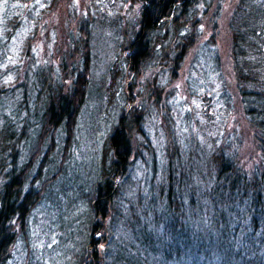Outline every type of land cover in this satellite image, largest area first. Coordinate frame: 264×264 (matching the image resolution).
<instances>
[{
    "label": "trees",
    "instance_id": "1",
    "mask_svg": "<svg viewBox=\"0 0 264 264\" xmlns=\"http://www.w3.org/2000/svg\"><path fill=\"white\" fill-rule=\"evenodd\" d=\"M55 2H0V264H36L31 230L39 214L48 220L59 213L61 222L72 216L73 205L83 206L86 217L78 230V264H264V0H240L230 27L239 100L262 154L246 172L237 160L250 134L237 140L241 133L225 123L229 89L213 38L194 51L185 76L188 102L178 100L175 116L168 109L175 118L163 126H170L173 140L156 127L162 148L155 149L143 127L157 109L130 107L136 103L130 98L134 81L165 56L180 74L195 40L189 29L181 30L198 13L207 14L211 0H139L133 22L114 14L101 19L100 12L96 20L80 22L73 7L78 0H67L72 10L60 42L59 29L55 36L40 26ZM108 29V55L101 61L95 43ZM169 39L174 44L165 49L160 42ZM110 58L119 60L116 75L107 74ZM101 68L105 74L95 94L99 104L111 107L99 128L105 144L101 159L81 176L88 187L78 182L72 189L89 201L67 202L50 193L66 176L81 113L95 96L93 71ZM154 83L148 97L158 103L163 87ZM139 150L142 156L134 155Z\"/></svg>",
    "mask_w": 264,
    "mask_h": 264
},
{
    "label": "rangeland",
    "instance_id": "2",
    "mask_svg": "<svg viewBox=\"0 0 264 264\" xmlns=\"http://www.w3.org/2000/svg\"><path fill=\"white\" fill-rule=\"evenodd\" d=\"M119 1L120 0H103V3L98 6L97 1L94 2L93 0H78V3H76L73 7L75 8L74 12H77V18L81 19L80 22L84 20V18L88 21L95 17L96 20L99 12L101 19H105V14H108L109 19L113 18L114 14L116 18L121 16L124 18L125 16L128 20H131V22H133V19L137 14L136 9L138 7L139 0H122L125 2L123 3V5H121V2ZM66 2L67 0H56L55 4H57V6L54 7L53 5L49 11L44 12L40 22V26L45 27L46 34L50 33L51 31V34L55 35V28L60 30L59 42L62 40L63 34L66 30V14L72 10L68 5L66 6ZM239 2L240 0H217L216 2L215 0H211L210 9L207 10L208 13L206 14L204 12L203 14L201 12L194 17L193 21L196 20L199 22V24L195 26V22L189 21L186 23L184 30H181V33H184L189 29V31L191 32L190 37L195 38V40L194 49L192 50L191 56L187 57L184 63L181 65L180 74H174L173 69L175 67H171L172 65L167 59H165V56L161 60V63H158L157 67H152L148 70V72H143L140 76H138L136 81H134V83L136 84L134 85V90L130 95L131 97H129L136 102L132 106H130L131 108H137L143 111L146 110V113L150 109H157L154 112L150 113L151 119H146L149 123H146V126L142 127L145 131L146 136L150 138L149 140L152 145H154V148H160V146L162 148L161 137L159 136L160 132L157 131L158 128L156 130V127H164L168 131L166 132L170 137L169 142L173 140L172 135L169 134L170 126H163L165 122H168L167 119L170 118L173 121V119L175 118L168 114V109L171 108V113L175 116L179 111L181 103H178V100H180V98H185V100L188 102V83L186 82L187 77L185 78V76L186 73H190L194 51L197 48L198 44H201L203 42L205 44V42H210L211 38H213L216 43L217 51L221 60V65L223 61L224 72L221 73V79L226 81L227 88L229 89V91L225 93L226 96L223 97V99L225 100V104L227 105V112L224 114V116L230 118V120L225 121V123L231 124V128L235 130L236 134L241 133V137H237V140H241L245 132H248L250 134V138L246 142L247 144L241 151V154L237 160L239 171L246 172L251 171L254 164H256V162L258 161L256 157L261 154V147L255 135L256 132L252 130L247 118H245L246 116L244 112L242 111L243 106L238 96L239 90L241 89V84L239 86L237 76L234 73V68L232 67V57H230L233 48V35L230 27L231 25H233L231 23H233L235 20L233 19V21L231 22V19ZM219 7L222 10L221 12L219 10L218 14L216 8L219 9ZM35 12L37 14L39 13L38 11ZM75 23L77 24V22ZM72 24L73 23L71 21V25ZM63 27H65V30L63 29ZM38 32L40 37L44 36L43 31L40 27ZM178 32H176L177 35ZM106 34L108 36L112 35L109 29L106 32H102L99 39L101 42L99 44L95 43L96 46L94 45L97 50L96 52L98 54V59L101 61H105L108 55L104 54L109 44L108 37L106 40ZM59 35H57L58 38ZM186 35L188 34H185L183 36ZM173 40H175V38H173ZM59 42L57 41V43ZM160 44H163L164 48L166 49L172 46L174 44V41L169 39L168 41L166 40L163 43L160 42ZM123 47L124 46L122 45L121 49ZM49 49L51 50V46H48L47 51ZM39 52L41 56L44 55L43 49L39 48ZM34 55H38L37 52L36 54L34 53ZM164 60H166L167 62ZM109 61L110 63L107 74L116 75L120 70L119 60L118 58H110ZM93 72H96L92 75L95 80H93V84L91 83L90 88H92L94 92H92L90 95H94L96 90L101 87L102 77L105 74V70L101 68L100 70H94ZM167 72H170V74H168ZM223 74H225L226 77ZM161 76L163 77V79L161 80L163 83L159 82ZM154 80L158 82L157 88H159V90L161 89V87H163V90L160 91L163 100L166 101L170 98H174L176 100L174 102L169 101L170 103H165L163 100H159L157 103L155 101V98L150 100L148 97V93L152 88V85L155 84ZM106 85H108V83H106ZM125 88H127V86H125ZM86 102L87 103L81 113V117L77 126V135L75 133L74 145L72 146L71 152L66 161V176H63L53 186V193H50L53 194L52 197L58 196V198H61L64 201L66 200L67 202H84L83 204L89 201L85 199L86 195L83 192L82 194H80L79 192L72 189L77 186L78 182L83 183V185L85 184L86 187H88V180L84 179L83 177L81 178V176H84L85 173H88L91 165L96 164L101 159L100 152L101 148L105 144V137H103V135L100 133L99 128L100 125H102V123L106 120L111 109L108 103L106 105L99 104L96 94L92 98H89ZM196 112L197 109L193 108V112L190 113L191 119L194 117L193 119L195 120L194 113ZM149 127L153 128L154 133L153 130H151ZM137 154L139 156H142L141 150H139L138 153L134 152V155ZM135 166L139 167V162L136 161ZM74 178L76 179L75 181ZM131 180L134 181V185L137 184V180L135 181V178H131ZM63 192H66L65 199L63 197ZM84 192L86 191L84 190ZM74 206L75 205H73L70 210L72 216L69 218H64V216H62L61 222L59 220V213H57L56 215H48L50 217L48 220L41 218V216L45 215L39 214L36 223L37 229L35 228L34 231L31 230L32 240L34 242L32 250V260L34 263H79L80 259L78 258V253L81 251L82 238L81 233L78 230L83 221H85L86 217H84L83 206L79 205L75 207V209ZM79 207L81 208V210L83 209V211H80ZM46 220L50 221L51 223H48ZM52 222L54 223L52 224ZM97 237H101V235L94 236V238ZM100 241L101 244L99 246L102 248L103 238Z\"/></svg>",
    "mask_w": 264,
    "mask_h": 264
}]
</instances>
